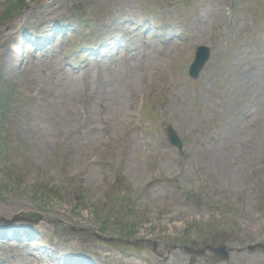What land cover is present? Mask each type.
<instances>
[{
  "label": "rangeland",
  "instance_id": "rangeland-1",
  "mask_svg": "<svg viewBox=\"0 0 264 264\" xmlns=\"http://www.w3.org/2000/svg\"><path fill=\"white\" fill-rule=\"evenodd\" d=\"M20 1L0 0V237L31 243L0 240V264H264L242 250L264 241V122L241 116L264 101V0ZM123 39L111 75L68 58ZM150 240L232 251L166 262Z\"/></svg>",
  "mask_w": 264,
  "mask_h": 264
},
{
  "label": "bare ground",
  "instance_id": "bare-ground-1",
  "mask_svg": "<svg viewBox=\"0 0 264 264\" xmlns=\"http://www.w3.org/2000/svg\"><path fill=\"white\" fill-rule=\"evenodd\" d=\"M50 33H51V31H50ZM14 52H16V54L18 53V50H17V48H16V50H14ZM13 57H15V56H13Z\"/></svg>",
  "mask_w": 264,
  "mask_h": 264
},
{
  "label": "water",
  "instance_id": "water-1",
  "mask_svg": "<svg viewBox=\"0 0 264 264\" xmlns=\"http://www.w3.org/2000/svg\"><path fill=\"white\" fill-rule=\"evenodd\" d=\"M196 64V63H195Z\"/></svg>",
  "mask_w": 264,
  "mask_h": 264
}]
</instances>
